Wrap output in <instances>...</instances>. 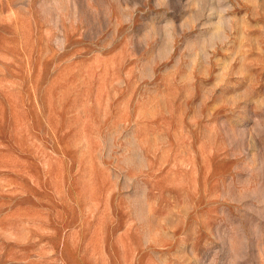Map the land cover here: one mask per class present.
Instances as JSON below:
<instances>
[{
    "label": "rangeland",
    "instance_id": "1",
    "mask_svg": "<svg viewBox=\"0 0 264 264\" xmlns=\"http://www.w3.org/2000/svg\"><path fill=\"white\" fill-rule=\"evenodd\" d=\"M0 264H264V0H0Z\"/></svg>",
    "mask_w": 264,
    "mask_h": 264
}]
</instances>
